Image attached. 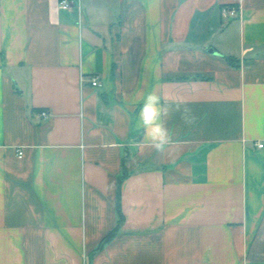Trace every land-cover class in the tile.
Segmentation results:
<instances>
[{
	"label": "crops",
	"instance_id": "obj_1",
	"mask_svg": "<svg viewBox=\"0 0 264 264\" xmlns=\"http://www.w3.org/2000/svg\"><path fill=\"white\" fill-rule=\"evenodd\" d=\"M260 143L264 0H0V264H264Z\"/></svg>",
	"mask_w": 264,
	"mask_h": 264
},
{
	"label": "clouds",
	"instance_id": "obj_2",
	"mask_svg": "<svg viewBox=\"0 0 264 264\" xmlns=\"http://www.w3.org/2000/svg\"><path fill=\"white\" fill-rule=\"evenodd\" d=\"M170 109L162 102V95L158 92L148 93L142 98L138 114L139 126L143 128V142L156 151H163L173 142V133L166 126ZM183 119L191 123L193 117L185 109Z\"/></svg>",
	"mask_w": 264,
	"mask_h": 264
},
{
	"label": "trees",
	"instance_id": "obj_3",
	"mask_svg": "<svg viewBox=\"0 0 264 264\" xmlns=\"http://www.w3.org/2000/svg\"><path fill=\"white\" fill-rule=\"evenodd\" d=\"M125 174H123V176L119 179L118 181V198H117V212H118V222L117 225L114 229H112L101 241L99 249L103 248L107 243H109L116 235L117 233L120 231L123 220H124V216L121 210V201H120V188H121V184L123 182V180L127 177V173L124 172Z\"/></svg>",
	"mask_w": 264,
	"mask_h": 264
},
{
	"label": "built area",
	"instance_id": "obj_4",
	"mask_svg": "<svg viewBox=\"0 0 264 264\" xmlns=\"http://www.w3.org/2000/svg\"><path fill=\"white\" fill-rule=\"evenodd\" d=\"M77 3V0H60V6L62 8H65V9H71L73 8ZM224 14L228 13L230 14V16L232 17H236L239 15V10L236 9V8H225L224 11H223ZM91 83L94 87H97V86H100V82H99V79L98 77H93L91 79ZM43 116L47 117V113L44 112L43 113ZM264 144L260 143L259 144V147H263ZM19 155L21 156L22 155V152L20 151L19 152Z\"/></svg>",
	"mask_w": 264,
	"mask_h": 264
},
{
	"label": "water",
	"instance_id": "obj_5",
	"mask_svg": "<svg viewBox=\"0 0 264 264\" xmlns=\"http://www.w3.org/2000/svg\"><path fill=\"white\" fill-rule=\"evenodd\" d=\"M211 52H212V53H215V51H214V50H211Z\"/></svg>",
	"mask_w": 264,
	"mask_h": 264
}]
</instances>
